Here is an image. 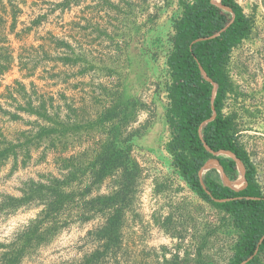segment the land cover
I'll use <instances>...</instances> for the list:
<instances>
[{
    "label": "rangeland",
    "instance_id": "1",
    "mask_svg": "<svg viewBox=\"0 0 264 264\" xmlns=\"http://www.w3.org/2000/svg\"><path fill=\"white\" fill-rule=\"evenodd\" d=\"M235 1L250 32L220 112L264 196V0ZM193 2L0 0V264L234 263L242 231L170 152L166 61Z\"/></svg>",
    "mask_w": 264,
    "mask_h": 264
},
{
    "label": "trees",
    "instance_id": "2",
    "mask_svg": "<svg viewBox=\"0 0 264 264\" xmlns=\"http://www.w3.org/2000/svg\"><path fill=\"white\" fill-rule=\"evenodd\" d=\"M220 3L231 10L233 20L230 13L222 11L210 0H194L191 5L181 3L182 14L173 25V51L166 61L171 78L166 87L169 99L166 118L176 130L170 152L180 176L202 199L231 214L236 227L242 231L233 263L240 264L253 255L264 234V196L252 181L254 171L248 157L233 141L232 119L223 117L220 112L221 101L229 86L225 65L231 50L249 34V20L235 0H220ZM200 68L217 85V91L213 104L216 117L199 133L200 125L212 113V86L203 79ZM203 143L212 151H231L242 162L246 181L243 188L233 191L206 174L202 180L208 194L203 190L198 172L211 158ZM218 160L227 176L234 174L237 169L234 161L227 157ZM263 248L264 240L258 251ZM255 258L254 255L246 264H253ZM7 262L13 263L12 260Z\"/></svg>",
    "mask_w": 264,
    "mask_h": 264
},
{
    "label": "water",
    "instance_id": "3",
    "mask_svg": "<svg viewBox=\"0 0 264 264\" xmlns=\"http://www.w3.org/2000/svg\"><path fill=\"white\" fill-rule=\"evenodd\" d=\"M210 1H211V3L213 5H215L216 7H218L219 9H221L222 11H225L227 13H230L232 15V20H233V14H232L231 10L228 7L222 5L220 3V0L218 2H215L214 0H210ZM225 28H223L222 30H224ZM217 35H218V33L215 34L212 37H215ZM199 40H201V39H199ZM199 40H197V41H199ZM200 74L203 77V79L205 81H207L208 83H210L211 86H212V91H211V96H210V105H211V111H212V113H211V117L200 125V127H199V133L201 132V130H202V128H203L204 125H206L207 123H209L210 121H212L216 117V112H215V109H214L213 104H214V99H215L216 91H217V85L214 82H212L211 79L208 78V76L202 70V68H200ZM203 147L211 155V158L210 159H207L204 162L203 166L200 168V170L198 172V175H199V178H200V184H201V187L203 188V190L208 194V191L206 190V188H205V186L203 184L202 175H203V173H204L205 170L210 169V168H214L216 170V172H217V174L219 176V179H220V181H221V183H222L223 186L228 187L229 189H231L233 191L240 190L241 188H239V185L242 184V183L243 184H246V181H245V168H244L242 162L231 151H228V150L212 151L205 143H203ZM220 156H225L227 158H230L232 161H234V163L236 165V168L240 172L239 177L235 181H231L228 178V176L225 174V172L223 171V168L220 165L219 160H218V157H220ZM214 201L221 202V200H214ZM263 240H264V234L259 239V241L257 243V247H256L253 255L250 256V257H248L244 261H242L240 264H246L248 261H250L253 258L254 255H256V253L258 251V248H259V245L262 243Z\"/></svg>",
    "mask_w": 264,
    "mask_h": 264
},
{
    "label": "bare ground",
    "instance_id": "4",
    "mask_svg": "<svg viewBox=\"0 0 264 264\" xmlns=\"http://www.w3.org/2000/svg\"><path fill=\"white\" fill-rule=\"evenodd\" d=\"M215 2H218L219 0H214Z\"/></svg>",
    "mask_w": 264,
    "mask_h": 264
},
{
    "label": "flooded vegetation",
    "instance_id": "5",
    "mask_svg": "<svg viewBox=\"0 0 264 264\" xmlns=\"http://www.w3.org/2000/svg\"><path fill=\"white\" fill-rule=\"evenodd\" d=\"M218 158H220V157H218ZM210 159V158H209Z\"/></svg>",
    "mask_w": 264,
    "mask_h": 264
}]
</instances>
